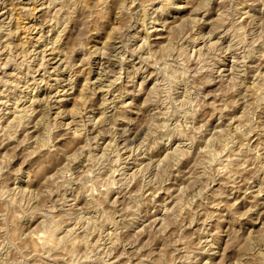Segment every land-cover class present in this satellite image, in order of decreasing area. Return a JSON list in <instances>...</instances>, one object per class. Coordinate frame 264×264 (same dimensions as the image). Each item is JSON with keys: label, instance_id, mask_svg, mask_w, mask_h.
<instances>
[{"label": "clouds", "instance_id": "obj_1", "mask_svg": "<svg viewBox=\"0 0 264 264\" xmlns=\"http://www.w3.org/2000/svg\"><path fill=\"white\" fill-rule=\"evenodd\" d=\"M0 264H264V0H0Z\"/></svg>", "mask_w": 264, "mask_h": 264}]
</instances>
